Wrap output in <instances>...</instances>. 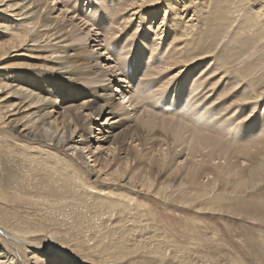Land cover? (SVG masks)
Here are the masks:
<instances>
[{
  "label": "bare ground",
  "instance_id": "6f19581e",
  "mask_svg": "<svg viewBox=\"0 0 264 264\" xmlns=\"http://www.w3.org/2000/svg\"><path fill=\"white\" fill-rule=\"evenodd\" d=\"M98 1V6H96L98 7V16L97 13L96 16H93L96 19L95 22L92 21L94 18L75 19L71 12L67 15V18L72 15L71 18L63 23L51 18V12L54 9L48 5L49 0H0V130H5L3 133L6 141L10 140L7 141V144L0 140V234L5 238L4 241H0V264H18L16 253L13 251V247L16 246L22 250L24 255L26 252L33 254L31 262L27 261L26 264H91L85 259L77 257L75 252H71L76 250L69 247L67 244L69 242L66 243L67 245H64L65 243L56 246L51 244L50 246H54L53 248L43 246L39 242L42 241L39 238V231H35L34 234L38 233V236H34L29 227L26 229L19 227L18 217H14V213L11 211L13 206L41 210L42 207L38 206H42V204L35 198L44 196L52 198V202H55L53 205L55 204L57 209H60L61 205L70 207L68 206L70 199L66 200L67 193L71 194L73 187H81L82 184L83 186L84 184L88 185L87 182L92 181L88 177L95 178V181L92 182L102 186H99L100 188L89 187L90 191H96L98 195H110L111 189L109 188L114 187L127 190L128 194H133V191L137 190L135 193L155 194L160 198H165L167 191L171 192L170 196H174L180 191L181 186L184 185L183 178L193 185H197L200 179L208 178L206 182L201 183L202 186H197L200 187L199 190L209 193L217 188L221 180L224 182L225 177H227L226 181L237 189H250L259 184L260 178L264 175L263 133L260 134V132V137L257 139L252 129L256 127L250 124L247 125V128L245 126L241 133L238 132V127L233 129L231 131L233 138L228 139L224 125H221L222 122L218 120L220 124L211 121L212 116H215L220 106L225 105L227 101L230 102L229 104H234L232 112L239 109L241 115L250 107L256 108L260 99L264 97V74L261 81L248 83L249 76L257 73L252 69V74H243V69L241 71L239 68H235L239 58L234 55L236 52H242L243 49L238 50L233 43L221 46L223 42L221 29L224 23L230 19L231 7L237 14L244 16L242 26L239 28L250 34V43H264V0H218L214 2V6L207 7L209 11L206 19H204L203 10L208 3L204 2L205 0H180L179 2L177 0ZM69 2L70 0H64L61 3V5L65 4L62 6L63 13L61 15L63 18H66L70 8L73 9L68 5ZM197 2H204L205 5L201 4V8L199 7L200 9L197 10ZM162 7H165L163 20L170 16L168 20L170 27L167 28L166 37L169 46L166 52L163 49H158L160 46L157 44L158 39L152 38L148 34L138 35L140 24L137 28L129 26V20L139 11L143 12L141 16L146 15L144 18L156 19L162 12ZM181 12L183 15L180 14ZM130 13L131 15L128 16ZM172 13L175 14L171 15ZM238 17H233L231 27L236 21H240ZM162 24H166V22L161 21L160 25ZM95 26L99 27L101 34H104L102 41L98 34L90 37L93 34L90 28ZM117 26L125 30L123 37L127 40L135 42L141 39L145 41L146 45L143 50L156 53L154 47L158 45L157 51L160 52L164 61L163 67H159L157 64L156 68H158H155L157 71L151 69L144 72L140 60L127 63V61L118 59L116 70H112V67L106 63L110 60L105 61L103 58L111 59L109 56L111 48L119 47L121 44L120 40L108 39L109 34L116 30ZM117 30L119 31V29ZM77 34L85 37L84 46L77 43L76 39L79 37ZM160 35L161 32L155 34L156 37ZM86 41H89V46ZM102 42L107 44L104 48H102ZM92 43H94L93 46L90 45ZM111 44L112 46L109 48ZM169 47H171L170 50ZM255 49L254 47L244 55L249 57ZM257 50L259 49H256V52ZM101 51L105 53L108 51V53L103 56L105 53L102 54ZM130 52L132 54L135 51ZM209 56H212L214 62L208 59ZM253 56L250 57L253 58ZM223 58L226 61H219ZM11 60H15V63H10ZM100 60L105 62L104 66ZM241 62L244 61L241 60ZM199 63L203 64V68L198 72V74L200 73L198 79L196 77L192 79V75H189L193 81L186 78L189 82L187 80L173 86L174 90H179L178 95H182V98L177 100V104L181 103L182 105L186 102V107L183 106L186 109L183 110L184 113L176 112V104L173 106L174 108H170V104L165 98V90H162L160 94L153 95L143 93L141 97V90L151 89V83H165L163 81L172 75L173 79L177 78L178 80L182 76V71L187 68L185 73L193 74V70L200 65ZM128 66L131 68L127 71ZM206 67H208L207 72L203 71ZM258 67L263 69L264 62ZM124 71L131 79L133 78L130 77V71L138 73L141 78L145 77L142 82L139 81L144 84V89L141 88L136 93V101L150 100L151 102L155 98V102L149 103L151 104L149 106L146 105L147 107L143 108L142 113L136 114L132 110L136 116L133 119L130 118L133 115L127 111L124 114L116 112L122 106L126 108L128 104H131V108L134 103L131 100L132 97L126 95L127 91L119 90L117 87L114 90L112 86L116 82L122 84L119 77H122ZM165 72L166 75L163 74ZM204 73L205 75L202 77ZM222 78L224 80L220 84ZM173 79L170 78L166 81L172 83ZM225 81L227 82L225 83ZM191 83L193 84L191 85ZM159 88L157 91H160ZM151 90L157 92L156 88ZM197 90L200 93L194 95V97L196 96L194 99L200 101L197 102L202 105L207 104L204 99L207 98L209 101L210 96H212L211 98L218 96L217 99L214 98L216 101L219 98L222 99L209 108L198 105L199 108L193 111L187 104L193 95L192 92ZM116 93H119L117 96L122 97L123 100L127 99L126 105H123V102L116 103L114 99ZM147 93L149 94V92ZM201 94L203 96H200ZM199 97L200 99H198ZM158 102H161L163 107L156 109L154 105ZM137 103L139 104V102ZM124 107L121 110L124 111ZM106 114L113 123L105 121L106 123L100 124L98 120ZM209 114L210 116L207 118L206 115ZM236 119L235 117V121ZM231 121L229 125L232 126ZM261 121L264 126V115ZM251 130L252 132H249ZM96 132V139L100 137L101 141L100 143L96 142V146L97 144L99 146L96 147L95 152H92L90 136ZM242 132L243 136L238 138ZM174 144L175 147L171 150V146ZM36 146H41V153H45L41 156L45 158L32 157L31 150L39 151ZM106 146L107 152L109 151L113 155L117 154L113 159L104 158L103 148ZM165 147L167 149L163 150ZM15 149L22 150L26 154L25 160L15 156ZM47 149L49 151L46 154ZM51 151L69 154L71 157L69 162H72L70 168L59 171L62 174L61 176L57 175L55 180L47 177L48 174L60 169L54 164L47 165L50 159H57L51 157ZM85 153L90 156L95 169H92L88 162H84ZM184 156L187 158L185 159L187 160L185 161L186 165H183L184 162H182ZM217 159L219 161L225 159L227 165L222 162L220 163L223 165H214L213 163L218 161ZM211 163L212 166H208ZM30 165H36L38 170L34 167L29 173L28 170L26 172ZM70 172H73L71 173L72 181L69 179L68 181L73 182L77 179L80 186H67L62 190L60 177L66 178ZM167 172L171 174L169 177L166 175L165 178L164 174ZM180 173L182 175H179ZM22 176H25L24 180H21ZM28 176L33 177L37 182L34 183ZM232 177L235 179L230 181ZM104 187L109 188L104 189ZM29 188L32 189L31 192L27 191ZM121 198L123 202L130 200V203L133 202L132 198L134 197L130 199L119 197V200ZM187 207L183 206V208ZM52 211L54 212V210ZM58 239L55 238L52 242L58 243ZM248 241H246V245L249 244L250 241ZM251 242L253 243L252 240ZM95 264H99V262Z\"/></svg>",
  "mask_w": 264,
  "mask_h": 264
},
{
  "label": "rangeland",
  "instance_id": "374dc122",
  "mask_svg": "<svg viewBox=\"0 0 264 264\" xmlns=\"http://www.w3.org/2000/svg\"><path fill=\"white\" fill-rule=\"evenodd\" d=\"M177 1L179 2L180 0ZM215 1L218 0L204 1L208 3L207 6H205L206 8L203 10V14L205 13L204 19H206L208 16L207 12L209 11V8L207 7L209 5L214 6ZM62 2H64V0L62 1L49 0L48 5L52 9H54V11L51 12L52 13L51 18L56 19L57 21L60 20V22L63 23H65L69 18H71L72 15L67 18V15L71 14V12H73V17H75V19L94 18L93 16H96L95 14L98 12L97 11L98 7H96L98 6L97 5V2H99L98 0H70L68 5L73 7V9L70 8L68 13L66 14V18H63L61 15L63 13L62 6H65V4L61 5ZM204 2H200V3L197 2V10L201 8L202 6L201 4H203ZM162 8H161L162 12L160 13L159 17L156 19L152 17L144 18V16L146 15L141 16L143 12L140 13L141 11H139L138 13H136L137 15H134L129 20V26H134L137 28L138 25L140 24L141 27L139 28L138 35L145 36L148 34L149 36H152V38L158 39L157 44L160 45L158 49L159 50L163 49L166 52L168 51V46H169L167 45L166 37H167V28L170 27V23L168 22L170 16L168 19L166 18L165 20H163V17H165V14L163 12L165 7ZM229 12H230L229 14L230 19H228V22L224 23L221 29V32L223 33V35H221L223 39L221 46L233 43L236 45V48L238 50L243 49L242 52H236L234 55L239 58V61L236 65L237 67L235 68H239L241 71L243 69V74H247V73L252 74L251 71L252 69L257 73L249 76L247 80L248 83L257 82L258 80L261 81L264 74L263 71L264 68L263 69L261 68L262 69L261 70L258 66L262 62H264V43L263 44H259L258 42L250 43L251 42L250 34L245 33L244 31H242V29L239 28V26H242L241 24L243 22L244 16L242 14L240 15L237 14L233 7H231ZM139 13L140 15H138ZM132 14H134V12H132ZM174 14L175 13H172L171 15ZM180 14L183 15L182 12ZM220 14H222V12H220ZM130 15L131 13L128 16ZM176 17L178 18V16ZM233 17H238V20L240 21L238 22L236 21L233 27H231ZM95 20H96L95 18L92 19L93 22H95ZM161 21L166 22V24L160 25ZM167 22H168V27H167ZM255 23L256 21L254 22V24ZM204 28L206 30L207 28L206 24L204 25ZM117 29H119V31ZM90 30L91 32L93 31L92 32L93 34H91L90 37L96 36L95 34H98V37L101 38L100 40L101 41L103 40L104 34H101L99 27L95 26L90 28ZM113 32L109 34L108 39L120 40L121 44L119 47H115V48L113 47L111 48L112 44L109 45V48H111L109 53L111 59L109 57H106V59L103 58L105 61L110 60L109 62L107 61L106 63L109 64V67H112V70L114 71L116 70L115 68L118 65V59L127 61V63L128 62L133 63L134 61L136 62L137 60H140V62L142 63L141 68L143 69L144 72H148L151 69L155 70L157 64H159V67L161 66L163 67L164 64L162 65V63L164 61L162 60V56L160 55V52L157 51L158 45L154 47L156 53L155 52L151 53L148 50H143L144 45H146L145 41L140 39L139 41L137 40L133 42L130 39L127 40L126 38H124L123 35L125 34L124 33L125 30L120 26H117L116 30H113ZM158 32L159 33L161 32V35L159 37H156L155 34ZM40 34L42 35L43 33ZM77 35H79V37L76 39V41L78 40L77 43L80 44L81 46H84L85 37L80 36V34ZM86 42H88V46H89V41ZM247 42L249 44H246ZM77 43L76 45H78ZM90 45L93 46L94 43ZM101 45L102 48H104L107 44H105V42L104 43L102 42ZM254 47L259 50H257L256 52L255 49V51H253L252 55L250 56L252 57L253 53L255 52L254 53L255 57L253 56V58H251L249 56L251 58L250 59L249 57L244 55L245 53H247V51H250ZM170 48L171 47H169V50ZM179 48L181 49V47ZM179 48L177 49L180 50ZM130 51L132 52L135 51V52L131 54ZM46 53L48 55V52ZM104 53L105 52H102V54ZM107 53L108 51L103 56H106ZM156 54L158 57L156 56ZM96 56L99 55L96 54ZM208 59L212 60V56L211 57L209 56ZM241 60L244 62H241ZM219 61H226V59L223 58L220 59ZM100 62L104 66L105 62L103 63L102 60H100ZM213 62L211 63L212 66H213ZM10 63H15V60H11ZM199 64L200 65L193 70V74L185 73L188 68L182 71L181 73L182 76L180 75L181 78L178 80L177 78L173 79L172 78L173 75H172L163 81L165 83H159V82L151 83L150 84V86H152L151 89L156 88L157 91V88L160 87L159 88L160 91H157L158 93L157 92L155 93V90H153L152 92L151 89L146 91V89L143 88L144 84H141L139 81L142 82V79H145V77L143 78L142 76L141 78L140 76H138V73L130 71L131 72L130 77L134 79V81H132L133 79L127 77L124 71L122 77H119L122 84L116 82L112 86L114 87L113 88L114 90L118 88L119 90H124L125 92L127 91L126 95H128V97H132L131 100L134 103L131 108H130L131 104H128L129 106L127 105L126 108L124 106L121 107V109L123 107L125 108L124 111L118 109V111L116 112L118 114H124L127 111V113L129 112L131 113V115H133L130 116V118L133 119L136 117L134 116L135 114L134 112H136V114H140L144 111L143 108H146L147 106L151 105L152 104L151 102H153L155 98L151 102L150 100L136 101V96H137L136 93H138L139 89L141 90L142 88L144 90L143 91L141 90L142 93L141 97L143 93L146 95H153V94H160V92L162 93V90L163 91L165 90L166 91L165 98L170 104V108H174L173 106L176 104L175 105V108L177 109L176 112L178 111L179 113L181 112L180 114H182L183 110H186L184 109L186 107V102H184V104L182 103V105L181 103L180 105L177 104V100H179V98H182V95H180L181 96L180 97L178 95L179 90L178 89L174 90L173 86L176 85L177 83L182 84L184 81H187L188 79L191 81L193 77H196V79H198L200 75V73L198 74V72L200 71L201 68H203V64L202 63ZM130 66L126 68L127 71L129 68H131ZM208 67L204 68L203 71H206ZM258 70L262 72L260 73L259 71L258 74ZM205 73L202 75V77L205 75ZM163 74L166 75V72ZM189 75H192V79L190 78ZM253 76L254 78H252ZM170 78L173 79L172 83L166 81L169 80ZM189 80L187 82H189ZM223 80H224L223 78L220 80V84L222 83ZM226 82L227 81H225V83ZM156 83H158L159 85ZM193 83H191V85ZM189 90L191 92L190 87ZM147 92H149V94ZM195 92L197 93L195 94ZM195 92H192L193 95H191L190 102H188L189 104H187L192 108L193 111L197 110L199 106L200 107L205 106V108H209V106H213L219 99H222L219 98L216 101L218 96L214 97L216 99L211 98L212 96H210L209 101L207 100V98L204 99V101H206L207 104L204 103V105H202V103H198L200 101L194 99L196 98V96L194 97V95H198V93L200 92H198V90ZM118 94L119 93L114 94L115 96L114 99L116 103L121 104L123 102V105H126L125 102H127V99L123 100L122 97L117 96ZM200 96H203V94H201ZM198 99H200V97ZM137 102H139V104ZM229 103L230 102L227 101L225 105H221L220 108L218 109L220 111L217 110L215 116L211 115L212 116L211 121H213L214 123L215 122L217 123L219 121L222 122V124L220 122L219 123L221 125H224V129H226L227 131L228 139L233 138L231 132L233 131V129H236V127H238L239 128L238 132L241 133V130L245 126L247 128V125L250 124L251 125L253 124L252 126L256 127L252 129H253V134H255V137L257 139L260 137L259 136L260 134L263 133L262 135H264V126H262V121H261L264 115V110H263L264 97L260 99V102H258V105L256 106L257 109L256 108L252 109L250 107V109L245 110L243 113H241V115L239 109L238 110L236 109L237 111L235 110L232 112V109H234L233 108L234 104L233 103L229 104ZM192 104L195 105L197 108ZM154 107L156 109H159L163 107V105L161 102H158L157 104L154 105ZM132 110H134V112ZM250 113L252 115L248 116V114ZM209 116L210 114L206 115L207 118H209ZM108 117H109L108 114L102 116L98 120L100 121L99 123L104 124L105 121L107 123L109 121L110 123H113V121L110 120L111 118L108 119ZM124 117L127 118L126 116ZM235 117L238 120L236 119L235 121ZM230 121L233 124L232 126L229 125ZM4 131L5 130H0V140H2L4 144H7V141L10 140L7 139L6 141V137H4V133H3ZM244 131H248V130H244ZM249 132H252V130ZM96 135L97 132L94 135L90 136V140H92L91 143L92 152L93 151L95 152L97 149L96 147L99 146L98 144L96 146V142L100 143L101 141L100 137L96 139ZM242 136H243V132L241 136H239L238 138H241ZM36 147L39 149V151L36 150H35L36 152L33 150L31 151L33 152L32 157L37 159L41 156V154H45V153H41L42 151L40 148L41 146H36ZM132 147L134 148V145ZM173 147H175V144L174 146H171V150L173 149ZM106 148L107 146L103 148L104 158L109 160L113 159L114 156H116L117 154L115 153L113 155L111 154V152L109 151L107 152L108 148L107 149ZM166 149L167 147L163 148V150ZM16 150L17 149H15L14 151L15 156L19 157L21 160H25L26 154L22 150H17V151ZM48 151L49 150L47 149L46 154L48 153ZM144 153L146 154L147 152ZM52 156L53 158L55 159L57 158V159L56 160L50 159L47 165L51 166L52 164H54V166H57L60 169L58 171L52 172V174H48L47 177L55 180L57 175L60 174L59 171L61 169L67 170V168H70L72 166L71 165L72 162H69L71 157L69 154L66 155V153L64 154L62 152L60 153L52 152L51 157ZM41 157L45 158L44 156ZM185 159L187 158L184 156L182 159V162H184L183 165H186L187 163L185 162L187 161ZM188 159H190V157H188ZM91 161L92 160L90 159V156H88L85 153L84 162L86 163L88 162L89 166L92 169H95ZM218 161H214V163L213 162L212 163L214 165L215 164L219 165L221 164L220 162H222L224 165L225 164L227 165L225 159L223 161L221 160L219 162ZM212 163L211 165L208 166H212ZM34 167L37 169L36 165L28 166L26 172L28 170L29 173V171ZM173 170L171 171L173 172ZM181 172L183 173L184 169ZM71 173L73 172H70L69 175H66V178L60 177V182H61L60 187L62 188V190H64L67 186H72V187L73 185L80 186L79 181H77V179L73 180V182L68 181V179L72 181ZM182 173H180L179 175H182ZM170 174H171L170 172L164 174L165 178L166 175L167 177H169ZM28 178H30L34 183L37 182V180H34L33 177L28 176ZM171 178L173 179V176ZM24 179L25 176H22L21 180ZM88 179L95 181V178L93 179L91 177H88ZM225 179L227 180V177H225ZM234 179L235 177L234 178L232 177L230 181H233ZM207 180L208 178L200 179L197 182V185H201V183L206 182ZM226 180H224V182H222L223 180H221L220 184L217 186V188L214 191L205 193V191L199 190L200 189L199 186L193 185L190 181L183 178L182 182L184 183V185L181 186L180 191L176 193L174 196H170L171 192L167 191L165 198L162 197L160 198L155 194H149L150 195L149 196V195L139 194L137 192L135 193V191L137 190L133 191L135 194L134 193L128 194L129 191L120 190V188H114V187L113 188L104 187V189H108V188L111 189L110 195H103V194L98 195L96 191H90L89 187L92 186V187L100 188L102 186H100L99 183L90 181L87 182L88 185L84 184L83 186L82 184L81 187H77V188L75 187L76 189L73 187V191L71 194L67 193L68 199L66 198V200L70 199L68 201L69 205L68 204L67 205L70 207H65L61 205L60 209H57V207H55L56 205L55 204L53 205V203L55 202H52L53 201L52 198L44 196V197L35 198L42 204V206H38V207H42L41 210L31 209V208L25 209V208H19L13 206L11 211H13L14 217H18L17 224L19 227H25V229L29 227L31 229L30 230L31 233L34 236L35 235L38 236L37 235L38 233L42 235L41 237L39 235V238L42 240L39 242H41L43 246L53 248L54 246L63 243H65L64 245L68 244L71 249L74 248L76 250L74 251L72 249L73 251L71 252H75L77 257H80L83 260L85 259L86 262L88 263L90 262L91 264L93 262H94L93 264L97 262H99V264H264V175L260 178L259 184L255 185V187L253 188L251 187L250 189H240V188L237 189ZM177 182H179V180H177ZM24 183H26V181H24ZM28 190L29 192L32 191L31 188L27 189V191ZM119 197H123V198L127 197L129 199L131 197L134 198H132L133 202L129 203L130 200H128L127 202L125 201L123 202L122 198L121 200H119ZM158 200L161 202H159ZM106 205L107 207H104ZM183 206L185 207L188 206V207L183 208ZM52 210H54V212ZM35 231H39V232L37 234H34ZM55 238L58 239L59 241L58 243L52 242V240ZM248 239L250 242L248 241ZM4 240L5 238L3 237L2 234H0V241H4ZM251 240L253 241V243L251 242ZM246 241H248L249 244L250 243L251 244L249 245L247 243L248 245H246ZM71 243L72 245H70ZM51 244L54 246H50ZM13 249H14L13 251L16 253V261H18V264H26L27 261L31 262V258L33 257V254L26 252V254L24 255L22 250L19 249L17 246L13 247Z\"/></svg>",
  "mask_w": 264,
  "mask_h": 264
}]
</instances>
